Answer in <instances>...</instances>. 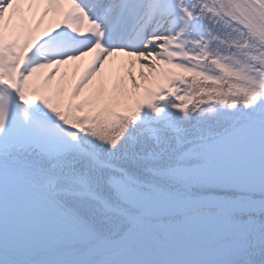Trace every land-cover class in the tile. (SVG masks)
<instances>
[{"label": "snow or ice", "instance_id": "6c2138e0", "mask_svg": "<svg viewBox=\"0 0 264 264\" xmlns=\"http://www.w3.org/2000/svg\"><path fill=\"white\" fill-rule=\"evenodd\" d=\"M0 264H264V0H0Z\"/></svg>", "mask_w": 264, "mask_h": 264}]
</instances>
